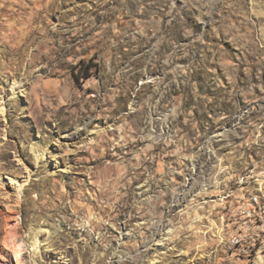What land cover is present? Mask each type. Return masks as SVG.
I'll return each mask as SVG.
<instances>
[{
    "label": "rangeland",
    "instance_id": "rangeland-1",
    "mask_svg": "<svg viewBox=\"0 0 264 264\" xmlns=\"http://www.w3.org/2000/svg\"><path fill=\"white\" fill-rule=\"evenodd\" d=\"M2 105L21 264H264V0H0Z\"/></svg>",
    "mask_w": 264,
    "mask_h": 264
},
{
    "label": "bare ground",
    "instance_id": "bare-ground-1",
    "mask_svg": "<svg viewBox=\"0 0 264 264\" xmlns=\"http://www.w3.org/2000/svg\"><path fill=\"white\" fill-rule=\"evenodd\" d=\"M5 111V107L0 106V113ZM41 157V156H40ZM20 192V191H19ZM19 198V197H18ZM20 199V198H19ZM18 212L13 206L6 210V217L8 221L6 236L3 244L0 247V256L4 262L0 264H21L23 261V244L19 238V219ZM16 262L14 261V258ZM152 263H155L152 262Z\"/></svg>",
    "mask_w": 264,
    "mask_h": 264
}]
</instances>
